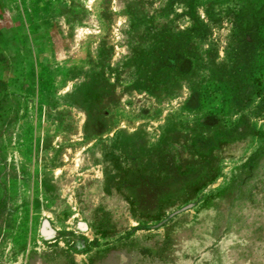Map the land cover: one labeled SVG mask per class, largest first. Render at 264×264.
Instances as JSON below:
<instances>
[{
  "label": "rangeland",
  "instance_id": "374dc122",
  "mask_svg": "<svg viewBox=\"0 0 264 264\" xmlns=\"http://www.w3.org/2000/svg\"><path fill=\"white\" fill-rule=\"evenodd\" d=\"M241 10L264 0H0V264H264Z\"/></svg>",
  "mask_w": 264,
  "mask_h": 264
},
{
  "label": "trees",
  "instance_id": "16d2710c",
  "mask_svg": "<svg viewBox=\"0 0 264 264\" xmlns=\"http://www.w3.org/2000/svg\"><path fill=\"white\" fill-rule=\"evenodd\" d=\"M259 13V12H258ZM251 13L247 10H241L240 15L243 20L249 21V24L254 25V28L250 32L241 31V42L239 48L241 53H243V59L237 65V72L240 78V82H244V89L240 92V98L244 101H251L253 98L257 97L262 91V85L264 82V73L262 68L263 54L264 53V37L261 36V27L264 22V15L261 12L258 14ZM258 44L255 43V42ZM254 42L256 50L254 59L251 60L248 57L247 50L250 49V46ZM242 44V45H241ZM246 88V89H245Z\"/></svg>",
  "mask_w": 264,
  "mask_h": 264
},
{
  "label": "crops",
  "instance_id": "0c3cea01",
  "mask_svg": "<svg viewBox=\"0 0 264 264\" xmlns=\"http://www.w3.org/2000/svg\"><path fill=\"white\" fill-rule=\"evenodd\" d=\"M193 101H195V102H196L195 98H194V100H193Z\"/></svg>",
  "mask_w": 264,
  "mask_h": 264
}]
</instances>
